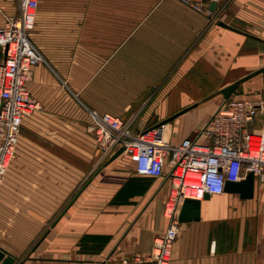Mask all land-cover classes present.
Here are the masks:
<instances>
[{
  "label": "crops",
  "instance_id": "obj_1",
  "mask_svg": "<svg viewBox=\"0 0 264 264\" xmlns=\"http://www.w3.org/2000/svg\"><path fill=\"white\" fill-rule=\"evenodd\" d=\"M185 1L87 0L91 21H76L73 34L60 29V21H47L49 27L42 26L37 33L35 22L31 40L46 64L33 68L26 88L42 107L53 103L62 111L68 99L77 111L73 108L62 121L52 117L56 124L41 131L28 118L23 121L9 182L15 187L11 191L25 196L12 199L14 208L24 207L26 212L11 215L42 219L29 238L31 244L45 227L43 221L57 218L77 196L26 257L29 243L7 248L0 242V248L17 259L15 264H101L117 263L123 257L144 258L150 255L153 239L168 228L162 216L169 189L166 178L136 175L131 161H124L126 156L98 164L81 105L122 120L133 119V129L139 130L180 109L162 108L163 96L171 91L185 97L186 91H198L185 100L183 107H190L210 90L264 68V0H233L218 17L241 33L221 28L218 22L209 26L208 18ZM0 6L14 13L10 0H2ZM72 73L74 81L68 77ZM239 88L243 91H237V100H262V76ZM114 90L131 94L121 96L119 103ZM118 104L122 108H116ZM209 112L194 108L182 119L165 124L166 140L176 144L193 139ZM91 157L95 160L92 175L87 170ZM85 172L89 178L77 192L75 188L88 175ZM6 195H0V225L7 217L6 201L11 200ZM23 199L25 203L18 205ZM170 259V264H264V182H256L252 200L226 193L203 198L199 221L179 223Z\"/></svg>",
  "mask_w": 264,
  "mask_h": 264
},
{
  "label": "built area",
  "instance_id": "obj_2",
  "mask_svg": "<svg viewBox=\"0 0 264 264\" xmlns=\"http://www.w3.org/2000/svg\"><path fill=\"white\" fill-rule=\"evenodd\" d=\"M10 1L14 13L0 6V188L16 158L23 121L41 110L39 101L26 86L33 68L46 64L31 40L39 0ZM232 1L187 0L185 3L209 21H219L218 17ZM211 3L215 4L214 11L209 10ZM81 106L86 112L84 129L93 137L98 151V164L124 148L121 156L130 159L136 175L165 177L169 185L162 208L169 226L153 239L150 255L123 257L117 263L106 260L101 264H170L183 201L200 202L205 195H223L226 182H240L248 173L254 174L256 182H264L263 100L225 101L196 137L176 144L164 139V125L135 130L133 119L122 120Z\"/></svg>",
  "mask_w": 264,
  "mask_h": 264
},
{
  "label": "rangeland",
  "instance_id": "obj_3",
  "mask_svg": "<svg viewBox=\"0 0 264 264\" xmlns=\"http://www.w3.org/2000/svg\"><path fill=\"white\" fill-rule=\"evenodd\" d=\"M85 1H87V0H39V6H38V10H37V15H36V21H37V31L36 32L37 33L41 32L42 26L46 27V28L49 27L46 24L47 21H56L55 23L60 21V23L59 24L57 23V25H59L60 29H64L67 34H73L74 32H77L76 21H91L90 17H92V15H90V12L85 5ZM208 22H209V26H214L219 21H208ZM78 28L80 29L79 26H78ZM54 29H57V27ZM85 34H87L89 36V33H85ZM0 60H1V55H0ZM85 61H83V65H87L86 63H84ZM98 66H101V65L98 63ZM75 67H77V66H75ZM72 69L74 70V67ZM172 76H175V75L173 74ZM68 77L70 79H73V81H74L75 76L73 75V73L69 74ZM77 78L79 80L80 77L78 76ZM242 89L243 88H238L237 91L238 92L240 91L242 93V91H243ZM219 90L220 89L210 90L209 93L203 94L202 97H200L199 100L193 104V105H196L195 109L197 108V111H199L202 108H208L210 110V112L208 114L209 116H207V117H209L208 120L216 112V110L225 103V101H223V99L220 95H216V93ZM237 91L234 94L235 96L233 95L231 97V100L237 101V99H238L236 97V95L238 94ZM99 92H100V90H99ZM103 93H104V91H103ZM128 93L131 94V91L129 92V91H122V90H114V100L119 101V103H120L123 100L120 97L121 96H127ZM179 93H180V91L174 90V91L170 92V95L163 96L162 102L164 103V105L162 104V106H163L162 108H164V106H165V110H176L177 108H180L177 112L173 113V115H175L179 112H182L183 110L189 108V107H183L185 104V100L187 98L189 99V98H193V97L197 96V94L199 92L196 90L186 91L185 94L187 95V97H185V95L179 94ZM52 94L54 96H57L56 92H52ZM148 97H149V94H147V96L143 97L142 101ZM96 100L98 102H103V100L101 98H98ZM131 100H132V98H131ZM134 100L140 102L141 98H137ZM73 106L70 105V102L68 101V99H65V101L62 103V107L60 108V110H62V111H59L58 110L59 107L55 106L52 103V104H49V106H47V105L45 107L41 106L42 107L41 110L34 113L28 119H29V121L31 120V126L33 125L35 127V129H38L39 131H41V130L46 128L45 125L56 124L55 122H53V121H55V119H53L52 117L60 118L59 120L62 121L64 119L63 118L64 115H68V114L72 115L70 113L73 111V108L76 112L77 110H76L75 106L74 107ZM115 107L116 108H122V106L120 104H118V106L116 105ZM155 109L158 110L159 107L157 106ZM188 112H186V113H188ZM185 114L178 116L176 119H182L181 117H184L183 115H185ZM52 119H53V121H52ZM148 123H151V124H147V127H145V128H149L151 126L159 124V123L154 124L155 123L154 120H152V122H148ZM22 129H23V127H22ZM22 131L23 130H21V132ZM17 146L19 147V142H18ZM18 147L16 148V153L18 151ZM92 161H95V160L94 159L92 160V157H91L90 163H92V164L90 166L88 165V168H87V170L89 171V172L88 171L87 172L91 175H92V166H93ZM124 161L127 162V161H130V159L126 156V157H124ZM14 162L9 166L7 173L5 175V178H4L5 180L3 181L2 186L0 188V195L1 194H3V195L7 194L6 196L9 199H11V200L6 201V204H8L7 215H6L7 217L4 218L5 222L1 223L2 225H0V233H1L0 234V237H1L0 242H1V244L6 246L7 248H9L11 246H13L14 248L15 247H23L24 245L28 244L29 238L31 237V234L35 230L36 224L42 223V219H31V218L21 219L19 217L18 218L12 217L14 215H11V212H13V213H25L26 212L24 207L14 208V203L12 201V199L14 200V198H19V199L25 198V196L22 192H21V194L20 193L16 194L15 192L11 191V188L15 189V187L13 185L11 186V184L9 182V180L11 178L10 169H11V166L14 165ZM85 168H86V166H84V169ZM87 172H85V174ZM89 174L86 176L85 180L75 188V191L78 192L80 190V188L84 185V183L89 178ZM11 194H15V195H11ZM74 195H75V193L73 194V196ZM61 196H63V195H61ZM63 198L65 199L66 195H64ZM59 199H61L60 196H59ZM24 203L25 202L23 199L20 203H18V205H23ZM61 203H62V200H61ZM9 205L12 207V209L9 208ZM66 206H67V204H66ZM58 212H60V211H57L55 214H58ZM56 219H57L56 216H53V218H50L47 222L43 221L45 227L43 229H41L40 233L37 235L34 242L31 244L29 243L30 244L29 249L27 250V252L25 253V255L23 257L27 256L30 249H32V246L37 243V241L44 235V231L49 226H51ZM41 226H42V224H41ZM7 238H9L10 241Z\"/></svg>",
  "mask_w": 264,
  "mask_h": 264
},
{
  "label": "water",
  "instance_id": "obj_4",
  "mask_svg": "<svg viewBox=\"0 0 264 264\" xmlns=\"http://www.w3.org/2000/svg\"><path fill=\"white\" fill-rule=\"evenodd\" d=\"M209 10L214 11L215 10V4L211 3L209 5ZM217 26L227 29V30H232L235 32L240 31L227 26L223 22H218ZM247 37H250L255 40H259L257 37H254L252 35L245 34ZM257 76H262L263 79V96L262 100L264 101V68L259 69L258 71L251 73L250 75H247L246 77L234 82L233 84L226 86L222 89H220L216 95H220L223 99V101H229L231 97L235 94V92L238 90V88L246 83L247 81L257 77ZM196 105H192L191 107L183 110L182 112H179L168 119L160 122L157 126H162L165 125L178 116H181L182 114L188 112L189 110L195 108ZM124 152V148L118 149L106 162L105 165L110 164L117 158H119ZM255 184H256V179L254 177L253 173H248L245 178L240 181V182H226L224 185V193L226 194H233V195H238L242 200H252L254 198L255 194ZM77 196V195H76ZM76 196L70 203L66 206V208L62 211V213L57 217V219L54 221V223L51 225V227H54L55 224L58 222V220L63 216L65 211L73 204L74 200L76 199ZM208 196L205 195L204 199H207ZM199 214H200V202L199 201H194V200H185L181 204V207L179 209V215H178V223H190V222H197L199 221ZM46 233L37 241V243L34 245V248L37 247L42 240L45 238ZM33 248V249H34ZM17 261L16 258L12 257L11 255L7 254L3 249L0 248V264H15Z\"/></svg>",
  "mask_w": 264,
  "mask_h": 264
},
{
  "label": "bare ground",
  "instance_id": "obj_5",
  "mask_svg": "<svg viewBox=\"0 0 264 264\" xmlns=\"http://www.w3.org/2000/svg\"><path fill=\"white\" fill-rule=\"evenodd\" d=\"M164 139L166 140L167 139V134L165 132V128H164Z\"/></svg>",
  "mask_w": 264,
  "mask_h": 264
},
{
  "label": "clouds",
  "instance_id": "obj_6",
  "mask_svg": "<svg viewBox=\"0 0 264 264\" xmlns=\"http://www.w3.org/2000/svg\"><path fill=\"white\" fill-rule=\"evenodd\" d=\"M219 190H220V187H219V186H217V187H216V189H215V191H217V192H218Z\"/></svg>",
  "mask_w": 264,
  "mask_h": 264
}]
</instances>
